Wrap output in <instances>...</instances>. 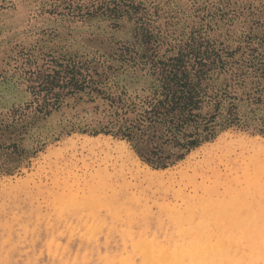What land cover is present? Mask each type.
<instances>
[{"label": "rangeland", "instance_id": "obj_1", "mask_svg": "<svg viewBox=\"0 0 264 264\" xmlns=\"http://www.w3.org/2000/svg\"><path fill=\"white\" fill-rule=\"evenodd\" d=\"M173 71L210 122L155 169L115 134ZM263 160L264 0H0V264H168L138 246L208 237L263 264L239 226L264 232Z\"/></svg>", "mask_w": 264, "mask_h": 264}, {"label": "trees", "instance_id": "obj_2", "mask_svg": "<svg viewBox=\"0 0 264 264\" xmlns=\"http://www.w3.org/2000/svg\"><path fill=\"white\" fill-rule=\"evenodd\" d=\"M184 78V73L178 71H173L165 77V84L159 93L161 98L155 99L150 109L144 110L143 122L148 123L145 129L131 124L123 130L119 128L115 134L131 142L142 160L155 169H164L173 165L207 138L202 132L208 130L210 120H199L200 116L193 113L197 109L199 99L195 88L187 85L185 80L183 82ZM174 81L177 82L173 83ZM157 93L158 90H155L154 95L156 96ZM155 124L159 125V129L149 134L148 130ZM200 129L202 132H199ZM180 134L185 140L182 143L177 141ZM162 139L161 143H157ZM168 142L178 144L185 153L176 155L164 152L162 146Z\"/></svg>", "mask_w": 264, "mask_h": 264}, {"label": "bare ground", "instance_id": "obj_3", "mask_svg": "<svg viewBox=\"0 0 264 264\" xmlns=\"http://www.w3.org/2000/svg\"><path fill=\"white\" fill-rule=\"evenodd\" d=\"M90 109V108H89ZM93 111V110H92ZM72 115V114H71ZM93 116V115H92ZM95 116V115H94ZM90 120V118H89ZM69 121V120H68ZM79 121V120H78ZM92 121V120H91ZM225 157V155H224ZM252 158V157H251ZM242 160V159H241ZM248 160V159H247ZM243 162V161H242ZM264 162V160H263ZM245 163V162H244ZM249 163V162H248ZM235 165V164H234ZM246 167V165H244ZM244 168L245 170V167ZM250 166V165H249ZM263 166V165H262ZM248 167V166H247ZM230 168V167H229ZM247 169V168H246ZM227 170V169H226ZM233 170V169H232ZM231 170V171H232ZM251 170V169H250ZM255 170V168H254ZM258 170V169H257ZM263 170V168H262ZM61 171V170H60ZM219 171V169H218ZM224 171V170H223ZM229 171V170H228ZM229 171V172H231ZM156 172H159L156 170ZM244 173L246 172L243 171ZM263 172V171H262ZM261 172V173H262ZM225 173V172H224ZM247 173V172H246ZM250 172H248L249 174ZM260 173V172H259ZM260 173V174H261ZM254 174V173H253ZM259 174V175H260ZM222 175V174H221ZM227 175V174H225ZM243 175V173H242ZM236 176V175H234ZM246 176V175H245ZM250 176V175H249ZM257 176V175H256ZM262 176V175H261ZM225 177V176H224ZM231 178V176H229ZM238 176H236L237 178ZM248 177V176H247ZM247 177H245L247 179ZM252 177V176H251ZM254 177V175H253ZM260 177V176H259ZM258 177V178H259ZM223 178V177H222ZM227 178V177H226ZM257 178V177H256ZM255 178V180H256ZM261 178V177H260ZM227 180V179H226ZM250 180V178H249ZM252 180V179H251ZM224 181V180H223ZM243 181V180H241ZM254 181V180H253ZM263 181V180H262ZM251 182V181H249ZM257 182V181H255ZM243 183V182H242ZM262 183V182H261ZM61 184V183H60ZM211 184V183H210ZM215 184L213 183V186ZM252 186V184H250ZM73 186V185H72ZM215 187V186H214ZM218 187V186H217ZM216 187V188H217ZM222 187V186H219ZM255 187V186H254ZM210 189H211V185H210ZM220 189V188H219ZM221 190V189H220ZM221 192V191H220ZM225 194H228L226 192H224ZM252 193V192H251ZM264 193V191L261 192V194ZM249 195V194H248ZM255 196V195H254ZM263 196V195H262ZM256 198V197H255ZM262 198V197H261ZM259 203V202H258ZM264 204V203H263ZM260 205V204H259ZM243 207V206H242ZM240 208V207H239ZM250 208V207H249ZM264 209V208H263ZM240 210V209H239ZM248 212V209H246ZM256 211V210H254ZM259 211V208L258 210ZM264 211V210H263ZM262 211V212H263ZM240 212V211H239ZM246 212V213H247ZM241 214V212H240ZM248 214V213H247ZM245 218V215L244 217ZM247 223H245L244 221L239 223L240 228H243L246 235L250 238V242L254 243V248H253V256L252 259L254 262H263L264 264V232H259V233H255V234H250V225H246ZM204 226V225H203ZM207 242H205L204 244L200 245V244H190L189 246H187L181 253L179 254H173V255H169L165 250H163V247L159 244H154V243H142L138 246V248L140 249L141 253L143 254V256L145 257L146 260L150 261L152 259H154L157 262H162L163 261H167L168 264H183V259L184 257H188L190 259V261H197L198 264H224L227 261V257L226 255V249L222 248L220 245H212L209 242V237L206 238ZM225 256V257H224ZM224 257V258H222ZM218 261H220L221 263H218Z\"/></svg>", "mask_w": 264, "mask_h": 264}]
</instances>
